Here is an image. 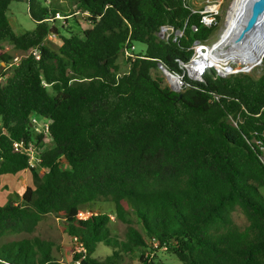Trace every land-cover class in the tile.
I'll list each match as a JSON object with an SVG mask.
<instances>
[{
	"label": "trees",
	"instance_id": "obj_1",
	"mask_svg": "<svg viewBox=\"0 0 264 264\" xmlns=\"http://www.w3.org/2000/svg\"><path fill=\"white\" fill-rule=\"evenodd\" d=\"M12 1L0 0V176L27 169L32 185L0 204V264H164L162 249L182 264H264V58L258 76L209 68L174 91L158 62L180 71L216 27L187 0H24L35 26L22 32ZM84 10L79 33L55 18ZM33 116L48 120L47 143ZM21 138L37 144L36 167L12 151ZM47 215L84 249L70 262L36 234L1 241Z\"/></svg>",
	"mask_w": 264,
	"mask_h": 264
},
{
	"label": "rangeland",
	"instance_id": "obj_2",
	"mask_svg": "<svg viewBox=\"0 0 264 264\" xmlns=\"http://www.w3.org/2000/svg\"><path fill=\"white\" fill-rule=\"evenodd\" d=\"M192 6L194 10H204L205 7L216 5L218 6V14L219 19H217L216 27L210 36L203 42L209 46L213 45L219 37L225 32L228 26V20L231 17V6L235 0H187ZM60 2V0H59ZM61 3V2H60ZM8 19L11 23V26L15 32H22L25 30H31L35 26L34 20L30 17L27 10V2L24 0L12 1L9 4L8 10ZM61 23H66L69 25V29L72 32L79 33L82 29L88 26V22L84 19L83 15L80 13H76L74 16L69 17L68 19H58ZM63 34H66L65 31H62ZM46 42L53 49H57L61 44V39L59 35L51 33ZM228 45H225L223 49H227ZM141 44H136V49H141ZM19 55L17 52H14V57ZM15 61L12 59V63ZM118 62L120 64L121 71L127 70V64L124 58L119 57ZM14 65V64H13ZM261 64L256 65L248 72L252 73L254 76H258L261 72ZM215 71V67H212ZM233 70V69H232ZM154 72L163 78V83L167 84L170 87V83L167 78L163 74L162 70L159 68L154 70ZM239 72V71H238ZM187 76V75H186ZM38 122L42 123L43 118L37 116ZM1 125V124H0ZM36 132V131H35ZM37 133V132H36ZM44 142L47 143V139H44ZM31 175L28 170L21 171L20 174L11 175L5 174L0 176V204H3L8 197V194L12 191H15L21 194L24 188L28 185H32ZM111 217H113L111 215ZM237 220H240V217H236ZM116 228L119 232L124 230V226L121 224H117ZM39 235L43 238L49 239L54 242V253L56 256L66 262H70L72 252L74 249L73 240L63 231L59 220L51 215L45 216L43 220L38 225L36 231L34 233H21V234H9L1 238V241L12 240V239H20L23 237H31L32 235ZM158 258H160L164 264H182L177 258L173 255L167 253L166 251L159 250L157 252Z\"/></svg>",
	"mask_w": 264,
	"mask_h": 264
},
{
	"label": "built area",
	"instance_id": "obj_3",
	"mask_svg": "<svg viewBox=\"0 0 264 264\" xmlns=\"http://www.w3.org/2000/svg\"><path fill=\"white\" fill-rule=\"evenodd\" d=\"M47 3H49V0H46ZM211 6H214V8H211ZM211 6H207L204 8V10H201L200 11V22L203 23L204 25L206 26H211V25H215L217 24V14H218V6L216 5H211ZM195 10L193 9V12ZM81 15H88V12L86 10L82 11ZM70 15H67V16H64V15H61L59 13H56L55 14V18L57 19H65L67 17H69ZM47 20H52V18L50 19H47ZM191 29L193 31H196L197 30V26H195L194 24L191 25ZM159 34L161 37H168L170 35V31L168 30L167 27L165 26H162L160 28V31H159ZM183 34V29H175L173 31V40H176L178 37H180L181 35ZM209 45L201 42L200 40H194L193 43H192V46H191V49H192V52H191V55L189 56V58L186 60V61H180L179 62V69L180 71H177V72H171L169 71V73H167V75L164 73V70L166 69L162 63L158 62V68L160 70H162L163 74L165 75V77L167 78L168 82L170 83V88L173 89L174 91H180L183 89L184 87V79L185 78H188L190 80H193V81H198V82H201L203 81V75L205 73V71L209 68H212V67H215L213 66L212 64H209V65H205L204 68H199L197 70V72H195V74L191 73L190 72V69L192 71V67L191 66V63H192V60L194 59L195 57V53H196V50H197V47L198 48H205V47H208ZM213 48H214V45H211ZM135 45L134 44H127V46H125L123 48V54L126 58L130 57L131 59H133L135 57ZM202 50V49H200ZM204 50V49H203ZM31 54H33L35 56V58H38L39 57V54H38V51L37 49H33L30 51ZM15 62L12 63V60L10 62V65L12 64H17L19 62V59H20V55H16L15 57L12 58ZM216 69V73L218 75H221V76H226L228 74H231V73H236L238 71L236 70H226V71H223L222 74L218 73L217 71V67H215ZM241 72H247V71H244V70H241ZM171 73V75H170ZM187 75V76H186ZM169 76L172 78H175V82H177V86H173L172 83L170 82V78ZM44 120H47V119H44ZM48 121V120H47ZM31 122L33 124V128H34V133L37 132L38 133H43L45 135L44 139H47L49 140V136H48V123L49 122H46V121H43L42 123L38 122L37 118L35 116H33L31 118ZM36 131V132H35ZM12 151L15 152V153H25L29 159H28V164H29V167H36L38 165V162H39V158H38V146L37 144L33 141V140H25L23 138L19 139V140H15L13 143H12ZM92 212L87 210V211H80L79 214H78V217L79 218H86L87 216H89ZM74 248L76 251H83V247L80 243H74ZM78 263V261H77Z\"/></svg>",
	"mask_w": 264,
	"mask_h": 264
},
{
	"label": "bare ground",
	"instance_id": "obj_4",
	"mask_svg": "<svg viewBox=\"0 0 264 264\" xmlns=\"http://www.w3.org/2000/svg\"><path fill=\"white\" fill-rule=\"evenodd\" d=\"M243 4L244 0H235L232 4L227 29L213 44L214 48L212 46L197 47L195 57L191 63V66H193L192 71L190 69L191 73L195 74L199 68H204L206 64H212L222 71L233 69L247 72L258 64L260 54L264 52V17L260 25L257 26L258 32L256 34H247L245 39L240 42L233 40ZM211 8H214V6H211ZM262 27L263 30H261ZM225 45H228L227 49H223ZM169 78L172 85L177 86V82L174 81L175 78Z\"/></svg>",
	"mask_w": 264,
	"mask_h": 264
},
{
	"label": "water",
	"instance_id": "obj_5",
	"mask_svg": "<svg viewBox=\"0 0 264 264\" xmlns=\"http://www.w3.org/2000/svg\"><path fill=\"white\" fill-rule=\"evenodd\" d=\"M263 17H264V0H244L243 7L238 17V26L234 31L233 40H235L236 42H240L245 39L247 34L250 35L256 34L258 32L257 26L260 25V22ZM261 30H263V27L261 28ZM263 58H264V52L260 54V58L257 63L261 64ZM217 71L220 74L223 73V71L219 70L218 68ZM164 73L167 75L169 71L165 69Z\"/></svg>",
	"mask_w": 264,
	"mask_h": 264
},
{
	"label": "crops",
	"instance_id": "obj_6",
	"mask_svg": "<svg viewBox=\"0 0 264 264\" xmlns=\"http://www.w3.org/2000/svg\"><path fill=\"white\" fill-rule=\"evenodd\" d=\"M60 2L62 3L63 0H60ZM25 170H27V169H25ZM22 171H24V170H22ZM20 172H21V171L17 172L16 174H11V175H17V176H18V175L20 174ZM3 175H5V174H3ZM30 180H31V179H30ZM31 182H32V180H31Z\"/></svg>",
	"mask_w": 264,
	"mask_h": 264
}]
</instances>
